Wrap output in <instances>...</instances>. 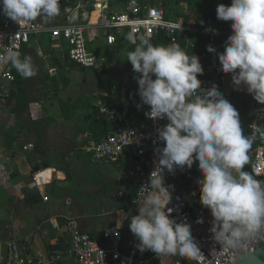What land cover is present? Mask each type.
<instances>
[{
  "label": "clouds",
  "instance_id": "1",
  "mask_svg": "<svg viewBox=\"0 0 264 264\" xmlns=\"http://www.w3.org/2000/svg\"><path fill=\"white\" fill-rule=\"evenodd\" d=\"M59 13L60 0H0V14L20 26ZM216 15L230 22L231 35L222 53L212 45L207 51L217 54L219 70L231 74L235 90H246L264 106V0L221 3ZM206 31L216 34L215 29ZM126 39L135 45L127 53V61L137 74L138 107L149 106L145 115L151 120L167 121L156 130L163 147L157 150L149 182L141 187L147 194L138 207L139 214L132 216L128 225L138 241L136 248L159 257L200 259L201 249L191 225L177 222L171 215L174 186L164 178L165 171L190 170L197 162L199 199L212 217V239L236 249L241 240L264 232V183L245 170L251 138L242 129L239 111L217 85L202 87L198 76L204 68L199 56L188 55L178 44L153 45L147 36L132 31ZM0 64H10L25 79L37 74L32 57H21L16 50L0 55Z\"/></svg>",
  "mask_w": 264,
  "mask_h": 264
},
{
  "label": "crops",
  "instance_id": "2",
  "mask_svg": "<svg viewBox=\"0 0 264 264\" xmlns=\"http://www.w3.org/2000/svg\"><path fill=\"white\" fill-rule=\"evenodd\" d=\"M98 1L109 13L123 11L126 3ZM85 13V9H73L71 17L60 4L59 15L39 19L52 28L69 24L87 26ZM99 14L100 7L91 15L90 23H96ZM186 19L187 23L198 26L197 17L191 10ZM172 20H176L174 15ZM86 31L90 33L87 43L95 44L101 53L99 57L93 51L97 66L84 70L113 69L115 60L106 61L109 51L118 55L125 49L128 53L131 46L126 32L118 33L115 45L110 46L102 28L91 25ZM19 52L21 57H32L37 74L25 79L11 66L18 76V83L12 85L9 101L0 106V246L4 248L6 242L17 241L32 258L59 251L61 259L49 260V264H73L74 258L70 254L72 228L101 241L102 232L118 223L122 224L124 244L130 245L134 235L128 225L131 217L139 214L140 206L134 202L135 161L127 153L117 163L96 162L88 150L96 143L90 128L99 107L105 102L103 98L122 109V118L118 113L119 123L129 119L139 130L145 129L147 122L126 95L127 91L137 92V82L115 86L111 92H105L102 87L79 89L73 74L78 65L71 67L69 64L67 45L52 43L48 34L32 37L29 45ZM225 75L226 84L228 77L232 83L231 74ZM25 114L27 118H24ZM12 138L15 146L10 145ZM30 145L33 148L26 150ZM84 165L89 166V173L85 172ZM102 166L105 169L115 166L117 175L107 173L103 179L101 175L97 177L95 172L101 171ZM36 168L51 169L59 176L47 187L48 202L43 201L37 190L28 188ZM16 186L21 188L20 191ZM129 201L132 202L130 211L126 208Z\"/></svg>",
  "mask_w": 264,
  "mask_h": 264
},
{
  "label": "built area",
  "instance_id": "3",
  "mask_svg": "<svg viewBox=\"0 0 264 264\" xmlns=\"http://www.w3.org/2000/svg\"><path fill=\"white\" fill-rule=\"evenodd\" d=\"M72 1L76 4V8L70 7ZM60 4L65 6L71 17H73L71 14L73 9H85L88 25L69 24L52 28L43 24L38 17L35 21L20 26L0 14V55L6 54L9 50L20 51L25 45H29L32 37L48 34L52 43L67 45L70 61L85 68H96L97 58L88 48L85 36L88 26L91 25L100 27L106 32V42L110 46L115 45L118 33L122 35L130 31L147 36L153 45L159 34L169 39L168 45L178 44L179 46L177 37L180 35L187 40V45L191 49L197 48L193 38L205 39L206 55L202 65L204 77L200 79L202 87L210 88L213 84L217 85L224 97L239 111L242 129L245 135L251 138L245 170L252 172L256 179L264 183V106L259 105L246 90H235L232 83L230 87H227L226 75L219 70L217 54L207 51L208 45L215 47L218 53L224 51V42L231 35L230 22L220 20L215 25L193 26L186 21L190 13L186 3L179 4L176 20L166 18L162 5L142 0H127L123 11L116 13L106 12L103 4L98 0H60ZM99 7L100 14L97 22L90 23L91 15ZM209 28L215 29L216 34L206 31ZM130 45L134 46L131 43ZM15 82L16 76L12 72L11 65L0 64V106L7 103ZM138 105H141V102L135 107L147 122L144 130L136 128L129 119L119 123V108L111 106L108 102H102L96 119L103 118L115 127L88 150L96 162L117 163L127 153L133 157L135 161L133 176L137 180L134 200L136 205H140L147 194L141 187L149 182L148 178L155 167L154 162L158 160L157 150L163 147V143L157 139L156 130L167 123L166 120L149 119L145 115L150 111L149 106L138 107ZM32 148L33 146L30 145L25 149ZM48 170L40 169L33 173L28 184V188L40 193L44 202L49 201L47 187L55 178H59L55 171L47 178L45 173ZM184 173L187 174V179L180 186L175 182V177ZM199 177L198 165H193L190 170L178 169L175 174L167 171L164 173L165 183L174 186L172 203L169 205L173 208L171 215L177 222H186L191 225L192 234L202 253L198 261L186 259L185 264H233L237 257L250 246L264 242L262 236L264 232L241 240L240 246L236 249L226 248L216 243L209 232L212 219L210 211L200 204L197 184ZM20 189L16 186L17 191ZM201 218L204 222L198 223L197 221ZM124 242L122 227L106 228L102 232L101 241L93 239L87 232L72 228L70 254L74 258L73 264H162L166 256L159 257L149 251L141 253L136 248L138 241L135 237L130 245ZM3 246L4 248L0 246V264H49V260L55 258L58 260L62 257L59 251H54L32 258L25 254L17 241L6 242ZM4 249L6 252H3Z\"/></svg>",
  "mask_w": 264,
  "mask_h": 264
},
{
  "label": "trees",
  "instance_id": "4",
  "mask_svg": "<svg viewBox=\"0 0 264 264\" xmlns=\"http://www.w3.org/2000/svg\"><path fill=\"white\" fill-rule=\"evenodd\" d=\"M121 1L126 2L127 0H121ZM142 1H146V0H142ZM166 2H167V0H164V4H166ZM169 3L171 5H173V9L175 11L173 12V14H171L169 11L166 10L165 15H166L167 19L172 20V15H174L176 17L178 15L177 10H178L179 4L186 3L189 7V10H191L192 12L195 13L197 20H198V22H197L198 26L203 27V26H206L207 24H211V25L218 24L220 22V20L217 19V15H216L217 5L221 4V3L230 4L231 0H169ZM70 7H73V3L70 4ZM164 10H165V8H164ZM177 38H178V42H179L181 48L184 49L186 51V53L190 56L192 54L199 56L200 62L203 65L205 62V55H206V50L204 49V45L206 43V40L205 39H199V38H193L194 41L197 43V48L191 49L187 45V40L184 37L178 35ZM168 43H169V39L166 38L164 35L159 34L158 39L155 42V45L167 46ZM134 48H135V45L129 46L128 52L134 50ZM70 62L72 64L71 67L78 65V64L74 63L73 61H70ZM128 65L132 66L130 64V62H128ZM78 66H80V65H78ZM80 67L83 68V70L85 69V67H82V66H80ZM16 77H17L16 78L17 80L14 84L18 83V76H16ZM203 77H204V73H203V75L198 76V79H201ZM126 95L129 99V101L132 103V105H136V104L141 102L140 97L138 95V91L137 92L127 91ZM11 96H12V94L9 96L8 101L11 98ZM103 99L105 102L110 103L111 106L114 105L113 103H111V101H108L106 98H103ZM123 114L124 113H123L122 109L119 108V117L122 118ZM113 128H114L113 125H111L105 119L102 118L101 120H97L95 118V120L91 124L90 132H91L93 139H95V142L97 143V142H100L104 137H106L113 130ZM10 145L15 146L14 138L10 139ZM131 207H132V202L129 201L126 205V208L130 211Z\"/></svg>",
  "mask_w": 264,
  "mask_h": 264
},
{
  "label": "rangeland",
  "instance_id": "5",
  "mask_svg": "<svg viewBox=\"0 0 264 264\" xmlns=\"http://www.w3.org/2000/svg\"><path fill=\"white\" fill-rule=\"evenodd\" d=\"M149 3H153L156 5H162L163 8H165V11H169L171 14L175 11L173 9V5L169 3V0H167L166 4H164V0H146ZM73 6L76 8V4H74V1H72ZM63 8L65 6L61 5ZM76 10V9H75ZM79 11V10H76ZM73 14V13H72ZM75 14V13H74ZM86 31L85 36L89 39V34ZM89 44V43H88ZM92 52H96V54L100 57L101 51L98 49V47L95 44H89L88 47ZM108 58L106 59L107 63H111L113 60V69H109L106 67V69L97 68V71L93 72L92 70H83L81 67L76 66L74 69V77L76 80H78L79 89L85 88L91 89L93 87H102L105 92H111L114 91L115 86L123 87L124 84H134L136 83V79L134 78L137 74L133 72L132 68L128 65L127 61V52L125 49L123 51H120L119 54L114 55L113 51H109ZM104 58H106L104 56ZM71 64V63H69ZM68 64V65H69ZM97 72V73H96ZM230 78H227V87H230ZM87 82V84H85ZM84 90V89H82ZM84 95H87V93H83ZM82 94V95H83ZM26 117V114L24 118ZM27 118V117H26ZM2 124V121H0V125ZM6 126L8 123L5 124ZM86 169V173H89V166L84 165ZM115 166H110L109 168L105 169L103 166L101 167V171H96L95 174L98 176L101 175V179H103L107 173L116 174ZM109 171V172H108ZM104 182V181H103ZM186 259L180 257L179 255L171 256L166 255L162 261V264H185Z\"/></svg>",
  "mask_w": 264,
  "mask_h": 264
},
{
  "label": "water",
  "instance_id": "6",
  "mask_svg": "<svg viewBox=\"0 0 264 264\" xmlns=\"http://www.w3.org/2000/svg\"><path fill=\"white\" fill-rule=\"evenodd\" d=\"M40 169L36 168V172ZM187 179V174L175 177L177 184H182ZM264 238V234L262 235ZM233 264H264V242L250 246L245 252L241 253Z\"/></svg>",
  "mask_w": 264,
  "mask_h": 264
},
{
  "label": "bare ground",
  "instance_id": "7",
  "mask_svg": "<svg viewBox=\"0 0 264 264\" xmlns=\"http://www.w3.org/2000/svg\"><path fill=\"white\" fill-rule=\"evenodd\" d=\"M53 173V171H51V169L50 170H48L46 173H45V176L47 177V178H49L50 177V175ZM40 181H42V179H40Z\"/></svg>",
  "mask_w": 264,
  "mask_h": 264
}]
</instances>
